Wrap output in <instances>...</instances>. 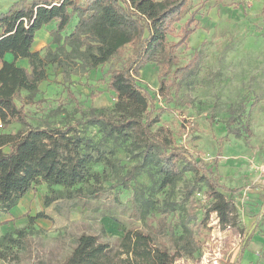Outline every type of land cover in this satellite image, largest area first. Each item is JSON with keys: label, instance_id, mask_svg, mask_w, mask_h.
<instances>
[{"label": "rangeland", "instance_id": "1", "mask_svg": "<svg viewBox=\"0 0 264 264\" xmlns=\"http://www.w3.org/2000/svg\"><path fill=\"white\" fill-rule=\"evenodd\" d=\"M21 0H0V12H6ZM264 0H189L186 12L175 25L177 41L180 28L191 12L197 10L198 29L187 45L176 51L171 73L187 64L198 53L197 63L179 73L168 97H158L160 121L153 130L163 128L172 136L173 146H183L198 159L212 165L224 185L240 187L238 192H225L236 210L231 224H222L215 211H209L214 199L201 175L185 171L174 187L160 188L158 176L151 167L136 170L134 179L126 181L127 173L140 163L142 137L135 130L115 137L104 133L100 126L89 121L92 111L118 119L115 111L116 94L109 88L110 71L121 65L131 53L127 46L122 57L65 79L61 70L49 67V77L40 85L37 101L24 104L33 126L46 129L74 126V134L93 140L98 147L95 156L101 162L92 165L99 180L79 184L82 196L61 197L49 206L44 194L53 193L45 184L32 191L31 200L15 206L13 213L22 215L7 219L0 209V264H59L65 261L78 236L92 233L111 249H119V238L128 229L150 232L156 243L166 244L176 255L179 264H264V207L258 217H251L246 200L251 194L264 195ZM49 25L36 34L34 50L44 53L51 43ZM6 59L13 60L12 53ZM164 62L166 57H160ZM19 65L29 67L27 59ZM161 66L146 64L141 70L142 84L154 94L160 86ZM176 75V74H175ZM174 75V76H175ZM19 104L24 103V95ZM40 99V100H39ZM245 129L236 136L227 130ZM23 126L13 123L7 131ZM118 135V137H116ZM100 151L102 152L100 154ZM109 162V165L105 164ZM142 167V166H141ZM125 182L127 184H125ZM77 187V188H78ZM192 187V189H190ZM56 191H63L57 186ZM99 189L98 196L91 191ZM41 194V195H40ZM264 202V201H263ZM173 203L169 214L160 209ZM149 211H146V205ZM23 205V206H22ZM28 209V211H27ZM44 212L31 224L29 215ZM166 217L169 228L161 232L159 219ZM259 226L248 242L241 261H237L244 240L255 221ZM184 225L189 227L188 238L182 239ZM24 231L20 238L17 230ZM12 233L13 243L3 237ZM188 248L193 249L189 254Z\"/></svg>", "mask_w": 264, "mask_h": 264}, {"label": "trees", "instance_id": "2", "mask_svg": "<svg viewBox=\"0 0 264 264\" xmlns=\"http://www.w3.org/2000/svg\"><path fill=\"white\" fill-rule=\"evenodd\" d=\"M188 1L21 0L8 11L0 12V209L9 213L30 190H37L43 184L54 195L44 194V204L49 206L61 197L82 196L79 184L99 180L100 175L93 172L92 165L103 160L102 155L95 156L94 151L100 149L93 140L74 134V126L53 129L33 126L24 104L37 101L40 85L49 77V67L60 69L65 79L70 80L73 75L122 57L124 49L130 46V55L110 71L108 81L116 94L115 111L119 118L92 111L89 121L111 137L126 135L129 130L137 131L142 137L140 163L128 171L126 181L134 179L136 170L144 167L154 170L160 188L174 187L187 170L202 172L208 193L214 199L209 211L217 212L222 224H231L236 207L225 192H238L241 188H230L220 182L214 169L216 161L210 165L183 146L171 147L172 136L168 132L163 128L152 129L161 116L157 96L170 98L171 86L179 73L191 69L198 61L195 53L187 64L171 73L177 49L187 45L199 25L194 10L180 28L178 40L168 39L175 35V25L182 20ZM52 24L49 35L55 47L48 46L44 53L34 50L37 32ZM7 53H12V61L6 59ZM161 56L166 57L164 62H160ZM20 59H27L29 67L19 65ZM149 63L161 66L160 86L154 94L141 80V70ZM23 92H26L24 103L19 104ZM17 122L23 126L21 129L7 131L8 126ZM227 130L236 136L244 131L251 133L249 125L245 129L232 128L229 123ZM105 164L110 163L105 161ZM57 186L63 187V191H56ZM91 193L96 197L99 189ZM263 201L262 194L249 196L245 206L251 217L261 214ZM149 208L147 204L145 210ZM173 209V203H169L160 210L169 214ZM45 217L48 215L44 212L29 215V223ZM165 220L166 217L159 219L161 232L169 228ZM258 226L257 220L244 240L237 261L242 260ZM17 232L20 238L24 237V231ZM184 232L182 239L190 234L188 226L184 225ZM4 239L17 242L12 233L5 234ZM186 252L191 254L193 249ZM4 257V253L0 255ZM176 260L167 245L156 243L150 232L128 229L119 238V249L114 252L98 235L80 234L68 258L59 264H179Z\"/></svg>", "mask_w": 264, "mask_h": 264}, {"label": "crops", "instance_id": "3", "mask_svg": "<svg viewBox=\"0 0 264 264\" xmlns=\"http://www.w3.org/2000/svg\"><path fill=\"white\" fill-rule=\"evenodd\" d=\"M32 191H34V190H30L27 194H28V196L25 198V196L27 195H25V196H23V198H21V200L19 201V203L17 204V205H19L21 202H22V200H23V204H25V202H26V200H31L32 199V197H33V192ZM31 193H32V197H31ZM41 195V194H40ZM44 196V195H43ZM16 205V206H17ZM23 206V205H22ZM15 207V206H14ZM13 207V208H14ZM25 207H26V204H25ZM12 208V209H13ZM27 208V207H26ZM10 210V212L9 213H6V218L7 219H14V218H16V217H19V215H22L23 213L22 212H20L19 214H15V213H13V210ZM27 211H28V209H27Z\"/></svg>", "mask_w": 264, "mask_h": 264}]
</instances>
